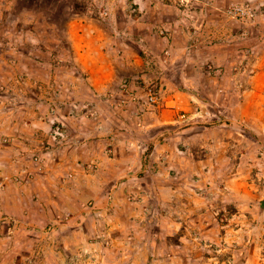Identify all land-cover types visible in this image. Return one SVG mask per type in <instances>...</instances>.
Returning a JSON list of instances; mask_svg holds the SVG:
<instances>
[{"label":"rangeland","instance_id":"374dc122","mask_svg":"<svg viewBox=\"0 0 264 264\" xmlns=\"http://www.w3.org/2000/svg\"><path fill=\"white\" fill-rule=\"evenodd\" d=\"M221 2L224 18L242 25V35L264 23V0ZM197 3L200 0H0V50L31 53L30 58L0 61L3 119L7 116L4 109L18 113L25 101L44 99L42 93L28 88L54 86L57 65L60 75L65 70L69 78L74 71L90 76L89 62L70 58L73 39L80 40L83 24L89 28L86 31L98 32L95 42L103 39L117 44L148 31L139 55L125 54L127 67L148 75L131 77V82H142L145 110L162 113L165 107V115L176 114L179 119L155 125L149 129L150 137L144 129L146 119L138 117L133 132L139 144L133 142L132 149L125 147L121 152L137 155L136 160L121 176L113 170L104 172L93 160L87 167L76 164L68 171L60 165L62 171L54 177L61 186L60 204L41 210L30 201L19 206L17 213L0 212V264H264V41L243 53L220 93H201L204 87L199 85L197 95L213 99L209 113L196 112L186 93L169 90L170 78L161 76L169 74L181 83L175 67L177 55L168 52L169 47L159 44L151 50L149 45L169 36L167 24ZM152 21L155 24L150 25ZM59 52L60 58L55 59ZM171 64L174 69L169 72ZM214 79L209 87L216 89ZM255 81L259 93L251 94ZM80 88L82 119L78 121L88 126L91 94L85 84L80 83ZM70 89L68 102L76 96ZM150 92L157 96L155 102L149 100ZM174 95L183 105L176 112L166 105ZM233 95L238 102L235 114L232 108L224 111L220 100L227 96L231 106ZM254 95L258 103L252 110L248 104ZM66 105L71 118L75 106ZM49 121L50 136L55 139L52 130L59 121L52 117ZM3 125L0 119L1 130ZM67 126L70 131L71 121ZM44 143L46 149L54 141L45 139ZM95 149L102 153L104 142L96 143ZM16 160L13 157L11 164ZM29 168L19 166L1 174L0 195L9 184L37 179L40 170L28 172ZM104 181H109L108 186L101 187ZM95 182L98 186L91 187ZM122 182L127 185L120 189Z\"/></svg>","mask_w":264,"mask_h":264},{"label":"crops","instance_id":"0c3cea01","mask_svg":"<svg viewBox=\"0 0 264 264\" xmlns=\"http://www.w3.org/2000/svg\"><path fill=\"white\" fill-rule=\"evenodd\" d=\"M221 1L200 0V3H197L198 5H194V3L185 8L183 15L177 14L173 21L167 24V28L170 30L169 36L165 34L159 37L161 40L157 39L153 40L152 44L148 43L152 47L151 50H154V45L160 44L163 49L169 47L168 52L177 55L174 60L178 61L175 67L177 66V72L180 71L181 83H175L174 78L169 74H162L161 77L170 78V84L172 81V86L168 85V87H171L169 90L176 89L179 93H186L188 95L187 101L196 106V112L200 110L201 113H209L210 107L213 105V99L209 96L199 97L197 95L200 91L199 85L204 87L201 93L208 92L207 95L209 92L220 90L225 81L232 75V72H235L233 70L234 66L239 63L243 53L250 52L254 45H257V42L264 41L263 22L252 28L249 34H245L244 31V35H242V25L224 18ZM149 23L150 25L155 24L154 21ZM73 25L76 27V23ZM80 29L84 31L80 33V40L73 39L72 56L70 58L76 62H89L91 67L88 70L90 76L86 77L80 72L74 71L72 77L69 78L68 72L65 70L60 75V65H55L54 86L38 89V87L31 84V88H28L30 92L36 90L42 93L41 97H44V99H41L40 102L25 101L22 112L9 114L6 111L7 109L3 110L7 113V116L5 115L6 118L4 119L3 116L0 117L4 122L3 130L0 126V175L12 172L17 167L25 165L30 167L27 169L28 172H32L34 169L40 170V172L38 178L32 182L9 184L8 189L0 195V212L17 213L21 207L29 204L30 201L37 204V208L41 210L47 209L46 206H57V204H60L61 186L56 183L54 177L59 176L62 169L65 171L74 169L76 164L87 167V162L93 160L103 168L104 172L107 169L113 170L120 174L118 176H121L122 173L129 171L130 162L136 160L137 155L133 157V155H126L127 152L126 154L121 152L123 150L125 152V147L132 149L133 142L139 144L138 137L133 132V129L137 126L136 119L138 117L146 119L144 129L150 137L152 135L151 132L149 133V129L155 125L175 123L179 120L176 114L174 116L165 115V107H163L162 113L159 112V109L158 111L145 110L140 95L142 82L138 80L136 84L131 82V77L144 76L147 78L148 75L140 73L141 70L137 72L133 70L134 68L127 67L128 58L125 54L130 51L139 55L138 48L146 46V41L150 36L148 31L146 34L141 32L134 39L130 36L131 39H124V41L115 44L105 42L98 37L99 41L95 42L98 32L90 33L86 31L85 29L89 30V28L84 24ZM182 31H184V35ZM197 39L200 43H197ZM262 43L264 45V42ZM117 50H120V52ZM30 54V52L14 53V50L12 52L4 49L3 51L0 50V61L11 62L22 57L30 58ZM54 57L55 59L60 58V52L56 53ZM262 58L263 70L261 75H264V53ZM173 64L167 66L169 72L170 69H174ZM255 77L256 75L253 79ZM211 78H215L213 82L216 81L218 84L216 89L209 87ZM153 79L155 81L157 78ZM71 83L73 84L71 85ZM80 83L85 84L91 94L88 103V115H92V117L87 119L88 126H83L78 121L82 119L80 118L82 102H80L78 95L81 90ZM163 87L164 84H161L160 88L162 90ZM69 89L76 94L72 102H68L66 99ZM125 93L127 94L125 95ZM249 93H259L257 81L252 84ZM111 96L116 99L112 100ZM124 99L125 102L122 104L121 101H124ZM228 99L227 96L226 98L221 96L222 109L227 112L232 108L235 114L238 102L233 95L231 97L232 105L228 106L227 104L230 102ZM251 99L248 107L252 106V110H255L258 103L255 95ZM104 100L107 101L104 102ZM167 100L166 105L173 108L174 112L177 111L178 107H183L182 101L176 95L174 97L170 96ZM67 103H72L71 109L75 106L76 110H71V112L73 111V114H71L75 118H69L70 116L66 112L69 110ZM52 109L54 110L53 113H51ZM0 115L2 114L0 113ZM51 117L59 122L62 121V125L66 128L68 127L67 123L71 121V130L68 131L67 136L57 141L51 138L49 121ZM4 135L8 137L7 142L2 141V138L6 137ZM45 139L50 142L54 141L53 145L47 146L46 149ZM101 141L104 142V150L102 153L97 154L96 143ZM81 144H84L85 148L84 146L81 148ZM141 146L144 145H140V148ZM13 157L18 159L17 162H14L15 165L11 164L13 163L11 162ZM97 157L101 160H97ZM36 158L39 162L35 161ZM88 165L92 166V164ZM107 183L109 181L102 182L101 187L108 186ZM97 184L95 182L91 187L94 188L98 186ZM125 185L127 184L122 182L120 189H123ZM13 206L15 207L13 208ZM19 206H21L20 209ZM12 208L15 212H12ZM48 215L50 214L48 213L44 217ZM39 217H43V215Z\"/></svg>","mask_w":264,"mask_h":264},{"label":"built area","instance_id":"2783aa9c","mask_svg":"<svg viewBox=\"0 0 264 264\" xmlns=\"http://www.w3.org/2000/svg\"><path fill=\"white\" fill-rule=\"evenodd\" d=\"M149 100L152 102H155L157 99V96L153 94L152 92L149 93ZM52 133L54 135L55 140H59L67 136L68 128H66L64 125H60L58 122L56 126H54Z\"/></svg>","mask_w":264,"mask_h":264}]
</instances>
